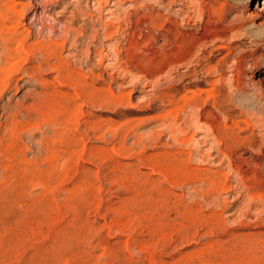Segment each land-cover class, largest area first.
Wrapping results in <instances>:
<instances>
[{
  "label": "rangeland",
  "instance_id": "rangeland-1",
  "mask_svg": "<svg viewBox=\"0 0 264 264\" xmlns=\"http://www.w3.org/2000/svg\"><path fill=\"white\" fill-rule=\"evenodd\" d=\"M52 1L10 0L19 4V11L24 10L21 25L31 36L29 43L54 41L68 35L69 41L77 42V48H70L69 42L62 51L70 66L78 68L80 63L84 73L85 66L91 68L103 75L98 83L92 79L96 87L103 83L102 87L115 96L131 92V99L130 104L126 100L118 105L104 102L99 108L88 104L81 111L74 108L72 117L64 123L59 118L64 101L58 91H70L73 95L70 87L59 89L52 79L55 74L47 68L41 71L44 81L35 82V78L24 74L25 66L38 65L37 51L31 53L34 54L32 61L31 54L30 58L22 55L15 60L19 69L13 75L11 86H14L0 93V264H28L27 258L37 254L44 264H264V0H165L164 4L162 0H142L150 4V12L170 18L180 34L194 43L183 57L171 58V69L165 67L156 73L152 66L140 71L135 69L136 72L130 68L134 75L125 81L123 74H113V70H97L96 58L93 60L88 53L89 50L99 51L102 44L103 52L108 44L127 45L122 41V32L110 39L102 33L101 27L112 22L104 14V10L114 9L110 6L112 0L107 5L103 4L105 0ZM96 6L104 10L99 13ZM119 9L123 10L119 11V16L126 18L128 2ZM253 10L257 14L252 15ZM141 13V9H137L127 16L135 22ZM8 26L13 25L6 22L5 30ZM142 27L144 24L134 29L136 34ZM62 31H66V35ZM16 45L12 44V49ZM74 51L79 63L72 62L69 56ZM131 79L137 86L132 87ZM145 83V90L139 91L138 85ZM196 92L203 100L200 115L211 110L216 120L214 124L230 135L227 140L235 143L236 158L240 159V169L235 173L228 170L226 161L217 166L210 159L200 163L193 158L192 167L220 171L227 177L220 194L216 191L210 197L199 199L190 185L180 183V179H184L182 172L172 174L168 170L164 174L160 171L161 158L177 154L182 148L168 135L162 112L169 107L170 96L188 99ZM79 99L76 102L80 105L83 99ZM219 101L223 102L227 113L219 109ZM188 109L182 114L183 118L187 117L185 120L190 118ZM54 111H59V115ZM226 115H229L228 121ZM146 121L151 124L147 125ZM111 126H115L114 131ZM16 127L23 132L18 135ZM182 127L190 129L189 134L194 131L190 124ZM152 134L157 137H151ZM196 134L193 144L181 151L191 153L194 148L197 150L192 152L209 151L208 144L194 147L195 140L200 137L202 141L205 135L202 131ZM143 135L149 140L144 141ZM167 173L168 179L164 178ZM248 194L255 201L249 200ZM192 201L197 204H191ZM248 202L252 207L246 204ZM193 205L196 221L190 223L179 216L178 209ZM214 214L221 219L224 216L219 220L221 223L215 220Z\"/></svg>",
  "mask_w": 264,
  "mask_h": 264
},
{
  "label": "bare ground",
  "instance_id": "bare-ground-1",
  "mask_svg": "<svg viewBox=\"0 0 264 264\" xmlns=\"http://www.w3.org/2000/svg\"><path fill=\"white\" fill-rule=\"evenodd\" d=\"M55 1V0H53ZM52 1V3H53ZM111 0H105L103 2L104 5H107L108 3H110ZM147 1V0H146ZM165 0H162L161 3L164 4ZM170 1V0H169ZM51 2V1H50ZM128 2L129 4V10L126 12V14H124L126 16L125 17H120L119 16V11H121L119 9V6L121 4H124ZM154 2V1H152ZM152 2H150L152 4ZM112 4H110L111 7H114V9H102L101 6L97 7L99 13L102 12L104 10V14L107 15L106 18H110L109 21L112 22H107L104 24L103 27H101L102 29V33L104 35V37H107L106 39H110L112 36H114L117 33L122 32V41H126L127 45L124 47H119V46H112V45H106L105 48L107 49L106 52H103V48L104 45L102 44L99 51H93V50H89L88 53H90L89 55L92 56V59L95 60L96 58V69L97 70H101L102 72H107V71H111L113 70V74H119L124 76L123 80L126 79L128 76L129 77H133L132 76V71L130 70V68H133L134 71L135 69H138V71H140L141 69H144L145 67H153V72H159L162 69H164L165 67H170L171 65V58L174 57L175 55H178L179 57H183V55H186V52L193 46L194 41L193 40H189L186 39V37H184L183 35L180 34V30L176 29L174 27V22L169 20L168 18H165L163 15H159V14H153L152 12H150L149 8H150V4L149 3H145L142 0H112L111 2ZM167 3V2H166ZM172 3V2H170ZM176 3V2H175ZM178 4V3H177ZM19 4H16L15 2H10V0H0V58L2 60H0V93L3 92L4 90H8V88H10V86L13 84L12 81L14 80L13 75L14 73L19 69L17 68L18 66V62L15 61L16 59L18 60L20 57H23L22 55L28 56L33 52V51H37V53L40 56L39 62L37 61L38 65H34V66H25L24 67V71L27 75L28 78L32 79L35 78V82L37 81H42L43 74L41 73L42 69H49L50 72L54 73V78H52L56 84H58V88L59 89H64V87H70V89L73 91V95H71L69 92H59V96L61 97V100L64 101V106H63V111L60 114L59 117L63 120H68L72 117L73 115V109L77 108L78 110L81 111V108L86 105H93L94 107H101L102 104L104 102H108L109 104H124L127 100L128 104H130V97H131V92H128L126 94H119V96H115L114 94L111 93L110 90H105L101 86L99 85V87H96L93 82L98 83L101 80V77L99 73H95L93 72V70L88 69L87 66H85L86 68V72L88 71V74H85L83 70H85L80 66V63L75 60L76 56H77V51L72 52L71 58L73 59V61H77L79 63L78 68H75L74 66L71 67L70 66V61L69 59H65L63 58L64 56H62V51L63 49L66 47V44L70 42V48H77V42L76 40H72L69 41L68 38L66 36V31H62L63 33H65L66 36L61 37L63 35H61V39H57L54 41H47V42H42V41H37L34 43H29V36L30 34L24 30V28H22V20L24 18V10L22 13V10H18ZM95 5V4H94ZM117 5V6H115ZM170 5V4H169ZM44 6V4H43ZM166 6V5H165ZM154 8V7H153ZM22 9V8H21ZM24 9V8H23ZM95 8V10H97ZM137 9H141V14L136 17L135 22H131V18L129 20V16L130 15V11H136ZM202 9V8H201ZM201 9H199V12H201ZM256 9V8H255ZM258 9V8H257ZM18 10V11H17ZM144 10V12H143ZM181 10V9H179ZM198 10V9H197ZM82 11V10H81ZM97 11V12H98ZM205 11V10H204ZM123 12V10L121 11ZM125 12V11H124ZM154 12V11H153ZM179 12V11H177ZM98 13V14H99ZM121 14V13H120ZM189 14V13H188ZM252 15L257 14L256 11H252L251 13ZM97 15V14H96ZM122 15V14H121ZM136 15V14H135ZM203 15V14H202ZM189 17V16H188ZM203 17V16H202ZM125 18V19H124ZM106 20V19H105ZM202 20V19H201ZM24 21V20H23ZM186 21V20H185ZM6 22L11 23L13 26H8L6 27L5 30V25ZM186 23V22H185ZM122 24H124L123 28L121 27ZM141 24H144V27L139 28L138 33L136 34L135 32V28H137V26L139 27ZM21 25V27H20ZM22 28L23 30H20V28ZM66 27V26H65ZM27 29V28H26ZM61 29V28H60ZM61 32V31H60ZM77 32V31H76ZM62 34V33H61ZM96 34V33H95ZM189 36V35H188ZM95 37V36H94ZM116 37V36H115ZM190 37V36H189ZM188 37V38H189ZM31 38V36H30ZM97 38V37H96ZM77 39V38H76ZM94 39V38H93ZM92 39V40H93ZM113 39V38H112ZM194 39V38H193ZM45 40V39H44ZM47 40V38H46ZM51 40V39H50ZM90 40V39H89ZM159 40L161 41V43H158ZM88 41V40H87ZM95 41V39H94ZM108 41V40H107ZM16 43V47L14 49H12V44ZM90 43V42H89ZM222 46H224L222 44ZM221 46V47H222ZM229 46V45H228ZM80 47V45H79ZM88 47V46H87ZM69 48V47H68ZM90 48V47H89ZM217 49L219 47H216ZM216 49V50H217ZM229 49V48H228ZM231 49V48H230ZM73 50V49H72ZM81 50V49H79ZM215 50V51H216ZM220 50V49H219ZM80 52V51H79ZM36 53V52H35ZM230 54V53H229ZM34 55V54H33ZM33 55L31 54V58L29 56V58L31 59V61L33 60ZM88 56V55H87ZM78 57V56H77ZM224 57V56H223ZM39 58V57H37ZM24 58H21V60ZM29 59V60H30ZM79 60V59H78ZM90 60V59H89ZM25 62H27V60H24ZM225 61V60H224ZM22 61V63H25ZM81 62V60H80ZM93 63V62H92ZM234 63V62H233ZM34 64V63H33ZM73 64V63H72ZM218 64V63H216ZM236 64V63H235ZM238 64V63H237ZM26 65V64H24ZM29 65V64H28ZM75 65V64H74ZM85 65V63H84ZM88 65V64H87ZM92 65V64H91ZM233 65V64H232ZM90 66V65H89ZM94 66V65H93ZM217 66V65H215ZM92 67V68H95ZM188 67V66H187ZM173 68V67H172ZM175 68V67H174ZM234 68V67H233ZM171 69V67H170ZM209 69V67H208ZM216 69V68H214ZM48 70V73H49ZM206 70V69H205ZM212 70V69H211ZM218 70V68H217ZM217 70H213L215 72H217ZM220 70V69H219ZM236 70V69H235ZM137 71V70H136ZM135 71V72H136ZM207 71V70H206ZM210 71V70H209ZM20 72V70L18 71V73ZM23 73V71H21ZM166 72H169L166 70ZM45 73V72H44ZM47 73V72H46ZM45 73V74H46ZM47 73V74H48ZM16 74V73H15ZM20 74V73H19ZM50 74V73H49ZM104 74V73H103ZM147 74V73H146ZM220 74V73H219ZM218 74V75H219ZM105 75V74H104ZM111 75V73L109 74ZM134 75V74H133ZM192 75V74H191ZM205 75V74H204ZM221 75V74H220ZM233 75V74H232ZM23 76V74H22ZM50 76V75H48ZM208 76V75H207ZM206 76V77H207ZM222 79L224 78V75L222 74ZM108 77V75L106 76ZM109 78H112L111 76ZM114 78V77H113ZM92 79L96 80L92 82ZM190 79V78H189ZM191 79H193V77H191ZM37 80V81H36ZM110 80V79H109ZM135 80V78H134ZM149 80V79H148ZM183 80V78H182ZM221 80V78H220ZM219 80V81H220ZM44 81V79H43ZM88 81H91V83H89ZM102 81V80H101ZM112 81V80H111ZM111 81H109L111 83ZM125 81V80H124ZM129 81V80H128ZM137 81V80H136ZM139 81V79H138ZM137 81V82H138ZM150 81V80H149ZM33 82V81H32ZM130 83H133V79H131L129 81ZM128 82V83H129ZM141 82V81H140ZM144 82V81H143ZM147 82V81H146ZM151 82V81H150ZM155 82V81H154ZM240 82V81H239ZM15 83V81H14ZM25 83V82H24ZM34 83V82H33ZM41 83V82H40ZM125 83V82H124ZM149 83V82H148ZM153 83V81H152ZM217 83V82H216ZM238 83V82H237ZM16 84V83H15ZM47 84V83H46ZM113 84V83H112ZM136 84V85H133ZM133 86H137V83H133ZM215 84V83H214ZM42 85V84H41ZM127 85V83H126ZM131 85V84H130ZM145 84H141L138 85V87L140 88L139 91H143L145 90ZM152 85V84H151ZM216 85V84H215ZM238 85V84H237ZM14 86V85H13ZM11 86V90L12 87ZM55 86V85H54ZM104 86V85H103ZM148 86V85H147ZM240 86V85H239ZM48 88V87H47ZM213 88V87H212ZM239 88V87H238ZM9 89V90H10ZM18 89V88H17ZM44 89V88H43ZM58 89V90H59ZM107 89V88H106ZM109 89V88H108ZM220 89V88H219ZM67 90V89H66ZM177 90V89H176ZM57 91V90H56ZM65 91V90H64ZM203 91V90H202ZM206 91V90H204ZM217 91V90H216ZM215 91V92H216ZM219 91V90H218ZM6 92V91H5ZM8 92V91H7ZM45 92V91H44ZM54 92V91H53ZM144 93V92H142ZM175 93V92H174ZM173 93V94H174ZM178 93V92H176ZM193 94L190 98L186 99L184 97L182 98H177L175 95L170 96V100H169V107L167 108V110H165L163 113V118L162 120L167 123L169 130H168V135H170L172 142H176L179 146H182L181 150H185V147L190 146V144L193 142V137L194 135L198 136V134L196 133H200L201 131L203 133H205L204 135V139L199 137L200 140L196 139L195 143H194V147L196 146V148L198 147H203L210 145V149L211 150L210 154L206 151H204V153H202L201 150L200 152H192L193 154H191L190 152H183V151H179L177 154H167L166 157H164V159H162L160 162H162L163 167L161 168V172L162 173H166L169 170V173L174 174L176 171L178 172V170L180 172H182L184 179L182 178V180L180 179V183L183 184V186L185 184L190 185V187L193 189L192 192H194L195 196L199 199L201 197H210V195L212 193H216V191L219 192L220 189H222V187L225 185V182L227 180L226 175H222L220 171H210V170H206V169H200L197 167H192V160L193 158L195 160H200L201 162H205V160L210 159L211 161H213L214 163H216V165H221L224 163V161H226V163L228 164V170H231L233 172H238L240 169V166L238 164V162L240 161L239 158H236V148H235V143L234 142H230L227 140V133L224 131L220 130V127L218 128L214 123V116L212 115L211 110H209L210 112H208L207 114L204 115H200V107H201V103L203 102V100L201 99L200 95ZM221 93V92H220ZM48 94V93H47ZM164 94V93H163ZM169 94V93H167ZM166 94V95H167ZM218 94V93H217ZM222 94V93H221ZM171 95V94H170ZM43 96V95H42ZM46 96V95H45ZM45 96L43 98H45ZM168 96V95H167ZM216 96H220V95H216ZM47 97V96H46ZM63 97H65L66 99H64ZM181 97V96H180ZM2 98V97H1ZM52 98V97H51ZM77 98H81L83 99V102H81V104L79 105L76 101ZM219 98V97H218ZM225 98V97H223ZM42 99V98H41ZM215 99V98H214ZM229 99V98H228ZM80 100V99H79ZM139 100V99H138ZM213 100V99H212ZM224 100V99H222ZM227 100V99H226ZM39 101V100H38ZM144 101V100H143ZM142 103V101H138V103ZM37 103H40L37 102ZM223 103V102H222ZM222 103L219 101L218 102V107L219 109L224 112L227 113V109L223 107ZM228 103V102H227ZM41 104V103H40ZM44 104V103H43ZM47 104V103H46ZM59 104V103H58ZM127 104V105H128ZM112 105V106H113ZM225 105V104H224ZM231 105V104H230ZM38 105H36L35 107L37 108ZM40 106V105H39ZM42 106V105H41ZM123 106V105H122ZM166 106V105H165ZM207 106V105H206ZM3 107V106H2ZM45 107V104H44ZM47 107V106H46ZM130 107V106H128ZM188 107L187 109L189 110L188 115L190 114V118L185 120L187 117L183 118L182 114L183 112H186L187 109H185L186 111H184V108ZM204 107V106H203ZM227 107V106H226ZM41 108V107H40ZM93 108V107H92ZM121 108V107H120ZM123 108V107H122ZM4 109V108H3ZM84 109V108H83ZM42 110V109H41ZM44 112L46 113V109ZM77 110V111H78ZM215 110V109H214ZM213 110V111H214ZM219 110V112H220ZM236 110V109H235ZM208 111V109L206 110ZM216 111V110H215ZM218 111V110H217ZM5 112V111H3ZM8 112V111H7ZM36 112H38L36 110ZM41 112V111H40ZM41 112V113H44ZM56 112V111H54ZM59 112V111H58ZM57 113V116L59 115ZM61 112V111H60ZM218 112V113H219ZM39 113V114H41ZM223 113V114H224ZM13 114V113H12ZM161 114V112H160ZM241 114V113H240ZM10 115V114H9ZM37 115V114H36ZM44 115V114H41ZM159 115V114H158ZM6 116V115H5ZM11 116V115H10ZM13 116V115H12ZM157 116V115H156ZM229 115H226V121L227 117ZM232 116V115H231ZM236 116V115H235ZM9 117V116H8ZM161 117V116H160ZM11 118V117H10ZM15 118V117H14ZM58 118V117H56ZM82 118H83V113H82ZM144 118V117H143ZM150 118V117H149ZM148 118V119H149ZM229 119V118H228ZM13 120V119H12ZM11 120V121H12ZM144 120H146L144 118ZM153 120V119H152ZM219 120V119H218ZM5 121V120H4ZM14 121V120H13ZM55 121H59L61 122V120H55ZM79 121V118H78ZM143 121V120H142ZM157 121V119H156ZM216 121V120H215ZM230 121V120H229ZM232 121V120H231ZM59 122H57V128H59L60 124ZM61 122V123H63ZM87 122V121H86ZM148 122V123H147ZM155 122V120H154ZM181 122V123H180ZM65 123V122H64ZM67 123V122H66ZM142 122H139V124L142 126L141 124ZM144 123V121H143ZM160 122H157V124ZM233 123V122H232ZM94 124V123H93ZM92 124V125H93ZM96 124V123H95ZM146 124H151L149 123V121H146ZM188 124H190V126L193 127L192 133L189 134V131H191L190 129H188L189 131H187V127H182V126H188ZM12 125V123H11ZM34 125V123H33ZM53 125V124H52ZM67 125V124H66ZM91 125V123H90ZM91 125V126H92ZM140 125H138L140 127ZM145 125V124H144ZM143 125V126H144ZM155 125V123H154ZM164 125V124H163ZM218 125V124H217ZM16 126V124L14 125V127ZM36 127V125H34ZM61 126H63L61 124ZM99 125H97L98 127ZM138 126H133L134 128H137ZM225 126V125H223ZM222 126V127H223ZM74 127V126H73ZM95 127V126H93ZM101 127V125L99 126ZM112 127V126H111ZM138 127V128H139ZM17 131H18V127ZM22 128V127H21ZM23 128L25 129V127L23 126ZM30 128V127H29ZM90 128V127H89ZM104 128V127H103ZM102 128V129H103ZM113 128V127H112ZM115 128V126H114ZM112 129L113 131L115 129ZM119 128V127H118ZM224 128V127H223ZM237 128V127H236ZM8 129V128H7ZM11 129V127L9 128ZM31 129V128H30ZM99 128H97L96 130H98ZM117 129V127H116ZM130 129V127L128 128ZM15 130V129H14ZM21 130V129H20ZM92 130V128H91ZM104 130V129H103ZM106 130V129H105ZM108 130V129H107ZM106 130V131H107ZM4 131V130H3ZM7 131V130H6ZM14 132L15 134L18 135L20 134V132L22 131H18V132ZM100 131L101 128H100ZM109 131V130H108ZM107 131V132H108ZM112 131V132H113ZM129 131V130H128ZM59 131H57L58 133ZM79 132V131H78ZM92 132V131H91ZM105 132V131H104ZM106 132V133H107ZM111 132V133H112ZM123 132V131H122ZM127 132V131H126ZM125 132V133H126ZM152 132V131H150ZM13 133V130H12ZM99 133V132H98ZM97 133V134H98ZM101 133V132H100ZM99 133V134H100ZM110 133V132H109ZM108 133V134H109ZM128 133V132H127ZM135 133V132H134ZM229 133V132H228ZM10 134V133H8ZM59 134V133H58ZM80 134V133H79ZM95 134V133H94ZM115 134V133H113ZM122 134V133H121ZM120 134V135H121ZM147 134V133H146ZM233 134V133H231ZM57 135V134H56ZM102 135V133H101ZM190 135V136H189ZM16 136V135H13ZM156 136V135H155ZM152 136L151 137H155ZM158 136H160V134H158ZM230 136V135H229ZM228 136V137H229ZM239 136V135H237ZM236 136V137H237ZM147 137V136H146ZM146 137L144 138L143 135V139L145 141ZM157 137V136H156ZM169 137V139H170ZM234 137V136H233ZM12 138V137H11ZM10 138V139H11ZM113 138V136H112ZM117 138H119V136H117ZM142 138V136L140 137ZM140 138H135V139H140ZM212 138V141L210 143L209 139ZM13 139V138H12ZM148 139V138H147ZM146 139V140H147ZM149 140V139H148ZM157 140V139H156ZM237 140V139H236ZM79 141V139H78ZM118 141V140H117ZM123 141V140H122ZM151 141V140H150ZM148 141V142H150ZM137 142V141H136ZM141 143V142H140ZM146 143V142H145ZM173 143V144H174ZM239 144V142H236ZM122 144V143H121ZM193 144V143H192ZM48 145V144H47ZM143 146V144H141ZM176 145V144H175ZM199 145V146H198ZM42 146V145H41ZM45 146V145H44ZM145 146V145H144ZM183 147L185 149H183ZM42 148V147H41ZM47 149L49 147H46ZM45 148V149H46ZM73 148V147H72ZM180 148V147H179ZM143 149V148H142ZM189 149V148H188ZM42 150V149H41ZM44 150V149H43ZM49 150V149H48ZM187 150V149H186ZM197 150V149H195ZM205 150V149H204ZM43 152V151H42ZM45 152V151H44ZM47 152V150H46ZM196 152V153H195ZM205 152L207 154H205ZM195 153V156L193 157ZM16 154V153H15ZM83 154V153H82ZM145 154V153H144ZM164 154V153H163ZM157 155V154H156ZM160 155V154H159ZM238 155V154H237ZM149 156V155H148ZM161 156V155H160ZM241 156V155H240ZM239 156V157H240ZM238 157V156H237ZM145 158H147L145 156ZM141 159V157H140ZM143 160V158L140 160ZM150 159V158H149ZM155 159V158H154ZM145 160V159H144ZM143 160V161H144ZM151 160V159H150ZM194 160V161H195ZM246 160V159H245ZM49 161V160H48ZM142 161V162H143ZM153 162V160H151ZM209 161V160H208ZM207 161L206 164H208L209 162ZM210 161V164H211ZM145 162V161H144ZM212 162V163H213ZM246 162V161H245ZM195 163H197L195 161ZM193 162V165H196ZM204 164V163H203ZM65 165V164H64ZM199 165V164H198ZM205 165V164H204ZM248 165V164H247ZM143 166V165H142ZM150 166V165H149ZM227 166V165H226ZM244 166V165H243ZM148 167V164H147ZM151 167V166H150ZM154 167V166H153ZM224 167V166H223ZM149 168V167H148ZM156 168V167H155ZM216 168V167H215ZM226 168V167H225ZM159 170V169H158ZM224 170V169H223ZM157 171V170H156ZM159 172V171H158ZM232 172V173H233ZM243 172V171H242ZM225 173V171H224ZM244 173V172H243ZM160 174V172H159ZM171 174V175H172ZM179 174V173H178ZM234 174V173H233ZM241 174V173H240ZM239 174V175H240ZM244 175V174H242ZM168 173L166 174V176L164 178L168 179ZM173 176V175H172ZM223 176V177H222ZM228 176V175H227ZM235 176V175H234ZM162 177V179H164ZM239 176H237L238 178ZM174 178V177H172ZM234 178V177H233ZM240 178V177H239ZM245 178V177H244ZM137 179V178H136ZM165 179V180H166ZM178 179V180H179ZM236 179V177L234 178ZM243 179V178H240ZM239 179V180H240ZM230 180V179H229ZM228 180V181H229ZM245 180V179H244ZM243 180V181H244ZM149 181V180H148ZM151 181V180H150ZM164 181V180H163ZM237 181V180H236ZM138 182V181H137ZM140 182V181H139ZM138 182V185H140ZM239 181H237L238 183ZM241 182V181H240ZM141 183V182H140ZM165 182H163L164 184ZM168 184V182H166ZM232 183V181H231ZM244 183V182H243ZM246 183V182H245ZM244 183V184H245ZM239 184V183H238ZM242 184V183H241ZM157 185V184H156ZM229 185V184H228ZM227 185V186H228ZM236 185V184H235ZM226 186V187H227ZM248 186V184H247ZM245 186V187H247ZM153 187V186H152ZM189 187V186H188ZM189 187V188H190ZM232 187V186H231ZM237 187V186H236ZM156 188V187H155ZM164 188V187H163ZM148 189V187H147ZM225 189V188H223ZM249 189V188H248ZM247 189V190H248ZM162 190V189H161ZM161 190H158V192ZM191 190V189H190ZM227 190V189H226ZM232 190V188H231ZM164 192V190H162ZM168 191V190H167ZM228 191V190H227ZM226 191V192H227ZM252 191V190H251ZM250 191V192H251ZM166 192V191H165ZM221 192V191H220ZM219 192V194H220ZM225 192V191H223ZM222 192V193H223ZM254 192V191H253ZM162 193V192H161ZM249 193V192H248ZM193 194V195H194ZM218 194V193H217ZM148 195V193H147ZM165 195V194H164ZM214 195V194H213ZM212 195V196H213ZM252 195H254V193H252ZM151 196V195H150ZM221 196V195H220ZM257 196V195H256ZM260 196V195H259ZM146 197V194H145ZM179 197V196H178ZM217 197V196H216ZM249 197L248 199L251 201H255L254 197L251 196L250 194H248ZM144 198V197H143ZM157 198V196H156ZM161 198V197H159ZM193 198V197H192ZM213 198V197H211ZM219 198V196H218ZM258 198V196L256 197ZM154 201L155 197H153ZM216 199V198H215ZM253 199V200H252ZM149 200V199H148ZM198 201V200H197ZM196 201V202H197ZM220 201V200H219ZM148 202V201H147ZM153 202V201H152ZM223 202V199H222ZM201 203V202H200ZM254 203V202H253ZM143 204V203H142ZM157 204V203H156ZM191 204L196 205L197 203H194V201H192ZM221 204V203H220ZM247 205H249L250 203H246ZM252 204V203H251ZM250 204V206H251ZM193 206H189V207H184L181 209H178V214L179 216L181 215V217L187 219L190 223H193L192 221H196V218L194 216V213L196 211L195 207ZM223 205V204H222ZM145 206V205H144ZM150 206V205H149ZM218 206V205H217ZM226 206V205H225ZM200 207V206H199ZM218 207H222V206H218ZM249 207V206H248ZM252 207V206H251ZM142 208V207H141ZM177 209V208H176ZM222 209V208H221ZM245 209V208H244ZM148 210L147 208H145V211ZM219 210V208H218ZM238 211V210H237ZM139 212V211H138ZM215 212V211H214ZM219 212V211H218ZM150 213V212H148ZM245 213V212H244ZM233 214V213H232ZM138 215V214H137ZM142 215V214H141ZM148 215V214H147ZM150 215V214H149ZM224 215V214H223ZM234 215V214H233ZM229 216V215H228ZM143 217V216H142ZM210 217V216H209ZM215 220L218 221L219 223H221L222 220L224 218L221 219L220 215L218 214H214ZM241 217V216H240ZM244 217V216H243ZM144 218V217H143ZM142 219V218H141ZM145 219V218H144ZM205 221V219H204ZM225 221V220H224ZM206 222V221H205ZM204 222V223H205ZM217 223V222H215ZM225 224V223H223ZM241 224V223H240ZM6 225V224H5ZM192 225V224H190ZM211 225V224H210ZM218 225V224H217ZM207 226V225H206ZM206 226L204 225V227L206 228ZM190 227V226H189ZM189 227L186 229L188 231ZM210 227V226H209ZM2 228V227H1ZM145 228V227H144ZM213 229V227H211ZM223 229V228H222ZM1 230V229H0ZM209 230V229H208ZM2 231V230H1ZM152 231V229H151ZM207 231V230H206ZM211 232V231H210ZM190 233H194V232H188V234ZM217 233V231H216ZM215 233V234H216ZM6 234V233H5ZM212 234V233H211ZM214 234V233H213ZM214 234V235H215ZM3 235V234H1ZM194 235V234H193ZM150 236V235H149ZM7 238V237H6ZM9 238V237H8ZM14 238V237H13ZM4 240V239H3ZM11 241V240H10ZM9 241V242H10ZM4 245V244H3ZM40 245V244H39ZM11 246V245H10ZM42 247V246H41ZM2 248V247H1ZM13 248V247H12ZM3 249V248H2ZM5 250V249H4ZM3 250V251H4ZM44 250V249H43ZM48 250V249H47ZM50 250V249H49ZM16 252V251H15ZM43 252V251H42ZM38 253V252H37ZM5 255V254H4ZM14 255V254H13ZM21 255V254H20ZM38 255V254H37ZM37 255L34 256H29L26 260L28 261V264H44L42 262H40V260L36 257ZM56 255V254H55ZM40 256V255H39ZM38 256V257H39ZM44 256V255H43ZM10 257V256H9ZM5 258V257H4ZM3 258V259H4ZM13 258V257H12ZM57 258V257H56ZM11 259V258H10ZM14 259V258H13ZM19 259V258H18ZM36 259V260H34ZM1 260V259H0ZM25 260V259H24ZM55 260V259H54ZM11 261V260H10ZM25 261V262H26ZM56 261V260H55ZM2 264V263H1ZM8 264V263H6Z\"/></svg>",
  "mask_w": 264,
  "mask_h": 264
}]
</instances>
